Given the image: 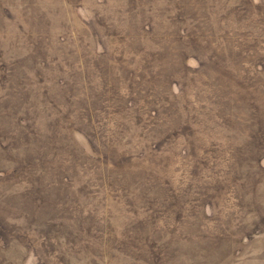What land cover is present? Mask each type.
<instances>
[{
    "label": "rangeland",
    "instance_id": "obj_1",
    "mask_svg": "<svg viewBox=\"0 0 264 264\" xmlns=\"http://www.w3.org/2000/svg\"><path fill=\"white\" fill-rule=\"evenodd\" d=\"M0 264H264V0H0Z\"/></svg>",
    "mask_w": 264,
    "mask_h": 264
}]
</instances>
